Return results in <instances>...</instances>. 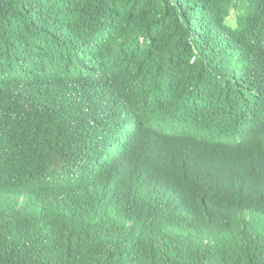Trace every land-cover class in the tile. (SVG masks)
<instances>
[{
	"label": "trees",
	"instance_id": "16d2710c",
	"mask_svg": "<svg viewBox=\"0 0 264 264\" xmlns=\"http://www.w3.org/2000/svg\"><path fill=\"white\" fill-rule=\"evenodd\" d=\"M0 264H264V0H0Z\"/></svg>",
	"mask_w": 264,
	"mask_h": 264
},
{
	"label": "rangeland",
	"instance_id": "374dc122",
	"mask_svg": "<svg viewBox=\"0 0 264 264\" xmlns=\"http://www.w3.org/2000/svg\"><path fill=\"white\" fill-rule=\"evenodd\" d=\"M230 23H232L234 21V17L233 15L231 16V18L229 19Z\"/></svg>",
	"mask_w": 264,
	"mask_h": 264
}]
</instances>
